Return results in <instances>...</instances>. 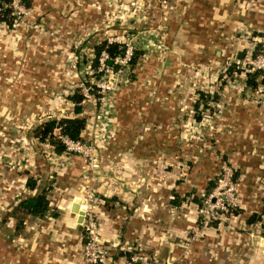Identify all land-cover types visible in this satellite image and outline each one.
Here are the masks:
<instances>
[{
  "label": "rangeland",
  "instance_id": "1",
  "mask_svg": "<svg viewBox=\"0 0 264 264\" xmlns=\"http://www.w3.org/2000/svg\"><path fill=\"white\" fill-rule=\"evenodd\" d=\"M220 1L88 0L93 22L69 40L29 7L11 13L12 28L0 19V224L23 216L14 207L35 193L27 178L36 192L49 187L50 207L59 203L61 212L73 198L84 205L88 188L100 199L94 208L88 203L100 225L103 208L122 206L121 194L142 189V202L151 196L163 223L127 245L129 264H264V225L240 215L264 206V156L252 147L264 134V81L257 72L256 85L248 83L255 71L247 59L264 52V33L241 25L226 35ZM246 1L234 0L246 10L263 4ZM102 40L141 53L134 68L120 58L116 72L94 74V45ZM75 89L85 94L82 147L52 154L34 130L73 116L67 95ZM78 164L79 176L69 179L66 171ZM71 187L80 192L70 196ZM174 192L183 198L177 205ZM169 210L172 218L163 214Z\"/></svg>",
  "mask_w": 264,
  "mask_h": 264
},
{
  "label": "crops",
  "instance_id": "2",
  "mask_svg": "<svg viewBox=\"0 0 264 264\" xmlns=\"http://www.w3.org/2000/svg\"><path fill=\"white\" fill-rule=\"evenodd\" d=\"M79 1L85 4L82 3L81 6L77 7L72 1V4L68 6L65 0H33L29 8L34 12L35 17L41 24H46L45 18L48 17L49 23L58 26L57 32L61 38L69 40L68 35L83 31L88 27V24L93 22L88 14V5H86L88 0ZM225 1H220V5L223 6H220L218 17L223 19L228 16V19L224 21L226 35L234 34L241 25L264 32V0L261 8L247 10L242 9L240 3L235 4L234 0H230L228 3ZM243 2L246 4L247 1L243 0ZM75 8H78V10H75ZM72 10H74V14H70ZM223 10L226 11L223 13ZM45 24H42V26H47ZM253 145V151L261 152L264 156V134L262 139L254 140ZM66 172L69 179L77 178L81 172L80 165L78 164V166L76 165ZM84 181L88 182L87 179ZM79 184V187L83 185ZM79 187H71L73 191H69V195L72 196L79 193ZM29 191H35L36 193L37 188L35 187V190L29 189ZM141 191L142 189L135 192L128 191V193L126 191L125 194L123 193L118 197L121 201L125 200L122 206L113 204L109 208H103L104 211H101L102 224L100 226H102V238L116 264H129L130 260L126 256L116 258L117 252L128 253L130 250H128L127 245L131 241H146L148 237H151L150 234L154 232L152 230L153 227L159 222L163 223L161 219L155 218L157 215H161V212H158V214L154 212V206L150 203L151 196H149V202L143 203L142 200L144 201L145 198L139 197ZM107 197L110 198V196ZM130 200L136 202L133 207L128 202ZM74 202V198L69 201V212H61L59 210L62 207L61 204H56L57 208L55 209L58 210V216L39 218L27 215L26 218H23L21 226L17 225V215L16 217L15 215L8 216L7 220L0 224V264H84L82 250L85 239L82 228H79L77 223V214L72 210ZM50 204L51 202L49 207ZM50 210H53V208L50 207ZM80 210H83L81 203ZM131 210L133 213L128 214ZM167 213L172 218L171 210L163 212L164 216ZM187 213L183 212L179 215L182 217L180 223L188 224ZM248 213V216H246V212H242L240 215L244 216H242L241 220L247 222L252 212ZM164 218L166 222L167 218ZM43 221L44 223L42 224ZM260 222L264 225V214ZM3 233L5 237L2 235ZM238 246L236 243L235 247L237 248ZM170 251L172 252V250ZM201 260H205L204 263L211 264L206 259L201 258Z\"/></svg>",
  "mask_w": 264,
  "mask_h": 264
},
{
  "label": "trees",
  "instance_id": "3",
  "mask_svg": "<svg viewBox=\"0 0 264 264\" xmlns=\"http://www.w3.org/2000/svg\"><path fill=\"white\" fill-rule=\"evenodd\" d=\"M8 0H0V19L7 24L9 28H12L14 25L15 18L12 17L11 13L12 10L6 6V2ZM26 7L30 6L31 0H23ZM264 33V32H263ZM102 50H105L109 55L108 63L112 64L113 59L117 56H122L125 52V48L123 44L112 42L109 43L107 40H102L96 45H94V59L91 63L92 67L96 69L97 62H98V56ZM141 53L133 52V55L129 61L130 65L134 68V66L137 64V61L140 57ZM98 74V73H96ZM258 76V73L255 72L249 76L248 83L252 82L253 85H256L255 77ZM133 77V75H132ZM262 77L264 79V73H262ZM262 79V81H264ZM67 98L74 104V115L73 116H67L60 119L51 118L40 125H38L35 130L34 134L41 142H48L53 146L55 153H62L65 150L64 143L61 141V138L55 135L54 130L58 129L59 133L62 136H66L69 139L72 140H78L81 139V134L85 128L86 120L83 116H81V113L83 111V101L85 100V96L78 90L75 89V91L72 94L67 95ZM197 105V104H196ZM26 185L28 189L35 190L36 187V180L33 178H27ZM213 186V183L211 182L208 186V189L206 192L210 189V187ZM48 190L49 187L43 188L42 190H39L38 192L34 194L25 195L22 198H18L14 211H17L18 213L22 214L23 216H18L17 219V225L21 226L23 222L24 216H32V217H47V216H58V210L53 209L50 210L49 207V196H48ZM106 201L113 199H107L104 198ZM183 198L176 192L173 194V198L171 200L172 204L177 205ZM196 201L197 198H195ZM200 202V201H198ZM264 214V206L261 210V212H253L250 214L247 222L248 223H255L257 221L261 220V215ZM119 256H126L128 260H130L131 254L130 252L124 253L121 251H118L116 254V258ZM113 258V256H112Z\"/></svg>",
  "mask_w": 264,
  "mask_h": 264
},
{
  "label": "built area",
  "instance_id": "4",
  "mask_svg": "<svg viewBox=\"0 0 264 264\" xmlns=\"http://www.w3.org/2000/svg\"><path fill=\"white\" fill-rule=\"evenodd\" d=\"M22 1L23 0H8L6 2V6L12 10L13 14L19 13L20 10L18 9L26 7L25 4L22 3ZM107 41L109 43L116 42L109 40ZM258 41L264 44V35H261V37L258 38ZM117 43L123 44L121 42H117ZM124 48H125L124 54L122 56L115 57L113 59L112 64L107 62L110 59L108 53L105 50H102L98 56L96 69H94V67L90 65V67L93 70V73L94 74L104 73L108 69H110L112 72H116V67L119 65V63H121L118 60L120 58H123L126 61V63H128L133 55V52L130 51L128 48H126L125 45ZM247 59L248 62L253 65L252 69L255 72L264 73V52L262 54H258L255 56L253 54L249 55L247 56ZM89 86L92 87L91 85ZM83 95L85 96V94ZM57 136L61 138V141L64 143L65 146V150L62 153H59L61 155L65 153H69L76 149H80L82 147L80 143L81 139L72 140L66 136H62L60 133ZM82 151L84 152L85 155H88V148H84ZM51 152L52 154L59 155L58 153L54 152L53 146ZM224 187H228L227 188L228 191H232L234 189L231 184V181L225 182ZM99 202L100 199H98V197L93 192L88 193V188H87L85 192V203L83 205L84 219L82 223L83 230L85 232L84 239H86V241L83 243V250H82L83 262L84 264H116V262L112 259L110 255L109 248L104 243L101 234L100 224L96 219V214L94 213L93 210H88V203L90 207L92 206L94 208ZM222 205H225V203L224 204L222 203ZM205 213L209 214L210 212H205Z\"/></svg>",
  "mask_w": 264,
  "mask_h": 264
},
{
  "label": "water",
  "instance_id": "5",
  "mask_svg": "<svg viewBox=\"0 0 264 264\" xmlns=\"http://www.w3.org/2000/svg\"><path fill=\"white\" fill-rule=\"evenodd\" d=\"M243 53L239 54V57H242ZM80 201H75L72 207L73 212L77 214V223L79 224V228H82V223L84 219V212L80 210ZM82 204V203H81ZM86 241V239H85Z\"/></svg>",
  "mask_w": 264,
  "mask_h": 264
}]
</instances>
